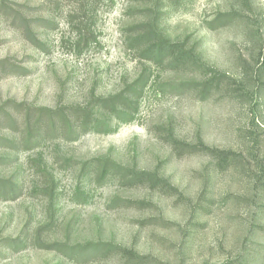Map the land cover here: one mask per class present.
Wrapping results in <instances>:
<instances>
[{
    "label": "rangeland",
    "instance_id": "obj_1",
    "mask_svg": "<svg viewBox=\"0 0 264 264\" xmlns=\"http://www.w3.org/2000/svg\"><path fill=\"white\" fill-rule=\"evenodd\" d=\"M152 27L206 67L143 57ZM2 60L0 106L89 107L110 130L25 148L0 123V179L16 184L0 187V264H129L116 246L141 264H264V0H0ZM209 68L229 79L204 97ZM118 94L119 113L98 104ZM200 141L233 157L221 167ZM105 159L120 173L101 178ZM125 167L166 185L131 184Z\"/></svg>",
    "mask_w": 264,
    "mask_h": 264
},
{
    "label": "trees",
    "instance_id": "obj_2",
    "mask_svg": "<svg viewBox=\"0 0 264 264\" xmlns=\"http://www.w3.org/2000/svg\"><path fill=\"white\" fill-rule=\"evenodd\" d=\"M19 14H14V18L18 19ZM23 20V19H22ZM24 21V20H23ZM224 21V19H222ZM28 25V24H27ZM29 32L30 28L27 26ZM29 33L28 35H30ZM31 39L32 35L30 36ZM138 40L137 48L142 53L143 57L155 62L156 64L163 65L167 63L171 68L177 70L182 69L188 64H194L200 67H206L205 63H202L200 56L196 55L193 49L187 48L181 42H175L165 37L158 28L152 27L146 33L135 38ZM2 63H8L7 60L0 61ZM212 74L201 83L199 92L202 96L208 97L213 85H218L220 82H225L229 79L228 75L221 71L210 69ZM98 104H101L110 113H119L118 105H124V96L121 94L112 95L110 97L98 98ZM70 113H66L58 109H49L45 107L30 106L25 103H17L10 100L6 104L0 106V123H6L13 130L16 127H20L22 134L20 139L13 141L12 145H22L25 148H31L40 143L41 139L46 136V133L55 131H63L67 139L77 138L80 134L89 131L97 130L99 132H107L109 124L104 122L95 116L94 112L89 107H71ZM70 116H74L75 120H72ZM58 121V122H57ZM58 124V125H57ZM176 144H182L178 140H174ZM11 142V141H10ZM193 150L206 152L213 155L221 167L233 157V152L230 150H220L212 148L204 142L200 141L192 146ZM103 167L100 172V177L105 178L111 173H120L121 166L114 163L109 159L103 160ZM122 173L124 179H130L131 184H140L149 182L153 187L160 185L165 186L166 182L163 178H160L156 173L148 171H138L136 169H130L125 167ZM0 187L2 189L8 188L5 194L13 193L15 191L16 184L11 180H1ZM112 247L111 243H88L84 245L63 246V251L70 258H89L96 256L103 251V247ZM121 253L127 257L129 264H141L146 259L145 256H140L121 246H116ZM76 255V256H75Z\"/></svg>",
    "mask_w": 264,
    "mask_h": 264
}]
</instances>
